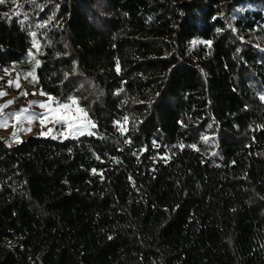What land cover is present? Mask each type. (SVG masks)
I'll return each instance as SVG.
<instances>
[{"label": "trees", "instance_id": "16d2710c", "mask_svg": "<svg viewBox=\"0 0 264 264\" xmlns=\"http://www.w3.org/2000/svg\"><path fill=\"white\" fill-rule=\"evenodd\" d=\"M9 69L92 127L0 137V264H264V0H5Z\"/></svg>", "mask_w": 264, "mask_h": 264}, {"label": "rangeland", "instance_id": "374dc122", "mask_svg": "<svg viewBox=\"0 0 264 264\" xmlns=\"http://www.w3.org/2000/svg\"><path fill=\"white\" fill-rule=\"evenodd\" d=\"M99 14L104 15L99 9ZM8 81L0 82V137L7 144L29 136H64L76 138L90 134L92 123L77 103L61 102L51 95L44 94L25 82L21 73L9 69ZM19 87H16V84ZM26 93V95H22ZM66 106V107H65ZM26 110V111H22Z\"/></svg>", "mask_w": 264, "mask_h": 264}, {"label": "snow or ice", "instance_id": "6c2138e0", "mask_svg": "<svg viewBox=\"0 0 264 264\" xmlns=\"http://www.w3.org/2000/svg\"><path fill=\"white\" fill-rule=\"evenodd\" d=\"M5 2V0H0V3H4ZM16 87L18 88L19 87V84L17 83L16 84ZM3 95H5V93H2V92H0V96H3ZM22 95H26V93H22ZM262 99H264V97H262ZM12 102L11 101H9L7 104H5V105H3V106H0V107H7L8 106V104H11ZM73 103H75V102H73ZM66 107V106H65ZM22 111H26V110H22Z\"/></svg>", "mask_w": 264, "mask_h": 264}]
</instances>
